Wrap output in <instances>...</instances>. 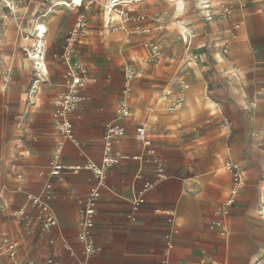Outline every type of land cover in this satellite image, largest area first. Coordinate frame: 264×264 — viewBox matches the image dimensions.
<instances>
[{
  "label": "crops",
  "instance_id": "1",
  "mask_svg": "<svg viewBox=\"0 0 264 264\" xmlns=\"http://www.w3.org/2000/svg\"><path fill=\"white\" fill-rule=\"evenodd\" d=\"M149 1L134 3L137 10L127 8L142 19L123 26L119 19L118 29L112 27L103 42L89 34L79 40L77 58L89 81L82 106L71 116V141L56 132L52 111L54 98L63 92L64 39L77 13L57 5L70 0H11L12 10L0 24V264H252L264 256L259 212L264 201V0H217L209 10H194L190 17H198L196 24L184 23L188 43L180 33L183 44L168 54L156 43L169 66L175 62L183 74H145L126 99L122 68L146 43L144 34L165 35L168 28L161 0ZM227 4L230 10L224 13ZM38 24L59 56L58 64L45 56V76H38L25 56ZM146 53L144 62H154ZM180 97L181 105L170 110ZM124 100L130 115L119 121L115 109ZM208 102L215 112L209 113ZM108 123L122 124L117 152L130 158L110 168L99 188L91 230L97 250L83 256L76 238L78 200L96 181L90 172L52 177L49 169L55 162L99 163ZM141 124L154 150L151 157L135 136ZM133 155L143 158L133 160ZM154 160L167 177L133 212L130 198L154 179ZM226 162L242 169L243 186L222 215L218 210L231 188ZM28 195L44 198L53 209L56 224L49 231L41 230V214L28 204ZM215 221L221 227L211 228ZM5 239L17 243L15 262L4 252Z\"/></svg>",
  "mask_w": 264,
  "mask_h": 264
},
{
  "label": "built area",
  "instance_id": "2",
  "mask_svg": "<svg viewBox=\"0 0 264 264\" xmlns=\"http://www.w3.org/2000/svg\"><path fill=\"white\" fill-rule=\"evenodd\" d=\"M230 1V0H229ZM203 3V10H209V0H205ZM111 5L116 14L120 19V25L123 26L128 22L139 21L142 18L131 16L130 11L127 9L126 5H117V1L111 0ZM11 11V0H0V24L4 18L5 11ZM230 10L229 4L225 5L223 8L224 13H228ZM113 20L107 21L106 26L108 27ZM88 28V20L83 11L77 13L75 22L71 29L67 32L64 39L62 53L60 55V60L64 65L63 73V92L56 98L53 104L52 111V122L58 135L65 140L74 141V127L71 121L72 114L78 110L83 102L85 90L88 81L89 74L87 69L79 62L77 56V45L79 40L84 37L85 32ZM118 28H112L116 31ZM38 38V37H37ZM149 59L148 61L157 60L161 56V48L156 43H151L148 46ZM25 53L28 59L32 63L33 70L41 76L46 75V67L44 64L45 59V49L39 46H32L25 49ZM136 70L132 66H127L123 70V90L126 99L132 92V85L135 79ZM33 92V91H32ZM182 98H177L173 105L178 108L181 105ZM170 110H173L171 107ZM115 114L119 121L128 118L130 115V110L126 100L121 101L120 104L115 109ZM125 130L121 123H108L104 128L103 135V148L99 163H94L92 161H86L83 164H63L60 162H55L49 169V175L52 177H60L62 173L69 172L72 174H77L81 171L90 172L96 181L95 187H93L85 198L79 199V216H78V232L77 241L81 245V254L83 256H88L89 254L97 250L92 237L91 230L93 228V219L96 211L97 202L99 199V188L105 184L106 175L110 168L118 165L120 161L127 160L130 156L125 154H120L117 152V147L120 140L124 136ZM135 136L137 140L141 143L145 154L148 156L154 155V150L151 146V141L148 138L146 129L144 125H139L135 128ZM60 149V145L58 146ZM133 160H142L141 155L131 156ZM156 163V169L154 171L155 177L151 181H144L141 187L132 195L130 198V205L133 212L139 210V208L145 202V194L151 190L162 180H165L167 175L162 168L159 161L154 160ZM13 169L14 166H11ZM226 171L231 175V188L228 191L227 197L224 200L222 207L218 210V213L222 215L227 214V208L233 205L235 197L239 189L243 186V171L234 162H226L224 165ZM20 178L21 175L17 174ZM48 189V188H47ZM27 202L30 206L38 208L41 214V230L44 232L49 231L56 224V216L53 209L49 206L44 198L36 197L32 195L27 196ZM259 212L261 219L264 220V201L259 205ZM18 214H23L20 210ZM221 221H215L211 228L221 227ZM224 234V231L221 232ZM4 252L7 254L11 262L16 260V250L17 243L8 239L3 241ZM65 249L70 252L74 257L72 250L69 246H65ZM48 264H53L51 260L47 261ZM76 264H80L77 262ZM161 264H165L162 261ZM252 264H264V256L255 259Z\"/></svg>",
  "mask_w": 264,
  "mask_h": 264
},
{
  "label": "rangeland",
  "instance_id": "3",
  "mask_svg": "<svg viewBox=\"0 0 264 264\" xmlns=\"http://www.w3.org/2000/svg\"><path fill=\"white\" fill-rule=\"evenodd\" d=\"M181 1L183 2V6L181 9H179L178 6L176 5V2H174L173 0H161V4H159V10L161 11V14L163 16L164 27H168L167 29H165L166 34L162 35L163 32L160 35L151 33V32L148 34H144L148 38L146 40V43L143 44L142 46H139L138 48L135 49V51H133L131 58L124 66V67L132 66L134 68H138L139 70H141L139 72H136L135 80L133 81V83L137 80L144 79L145 78L144 75L149 74V73H155L157 75H174L176 73L183 72L182 69H179V71H177L178 68L175 66V62L172 64V66H169V63H170L169 58L164 55H161L160 58H158L154 62H150V63L144 62L147 56L146 51L148 50V46L151 43H159L160 45H162L163 49H165L164 51L167 52V54L171 49L178 48V46L180 47L183 44V41L180 37L179 27L182 26L184 30H186L185 33L187 35V33L190 30L186 25H184V23H189V27L192 25L194 26L196 24V20L198 19V17L197 18L190 17V15H192L194 10L196 11V13H201L202 11H205L201 8L202 5L201 6L199 5L202 0H181ZM216 1L217 0H209V5L216 3ZM231 1L232 0L230 1L224 0V1H220L219 3L222 4V3H228ZM150 2L151 1H148L142 5L144 6L148 5V3ZM106 4H107V0H80L79 5L77 4L72 5L71 7H68L67 10H73L76 13H78L79 11H83L89 22L88 28L85 34L92 35L99 40L101 39L102 41L100 42H103L105 38H108L112 34L111 28L117 26L119 22V17H117L116 13H114L112 17L114 21L108 27L105 26V18H104L103 13L105 11ZM136 5H139V4L127 6V8L130 10H137V8H133ZM59 8H66V7L62 6ZM206 18L207 17H205V20ZM174 28H176L178 31L173 32L172 30ZM168 30H170L171 33L170 32L167 33ZM45 36L46 34L44 35V38H43V48L45 49V56L46 57L49 56V58H51L52 61L58 64L59 62L57 59L59 56L56 54L54 49L52 50L49 49V45L46 44L45 42L46 41ZM54 55H57V56L54 57ZM25 56L26 58H28L26 53H25ZM29 62L31 63V61ZM155 64H157V67H154ZM124 67L122 68V72H123ZM186 73H190V72H186ZM237 76L239 75L237 74ZM62 90H63V85L61 84L60 93L62 92ZM60 93H58V95ZM141 97H144V96H141ZM56 98L57 97L54 98V101L56 100ZM207 106H208L209 113L216 111V109L213 107V105L210 102H208ZM171 107L174 110L177 109L174 107L173 103H171L170 108ZM216 115L217 113L214 116ZM260 148L263 149V147H260Z\"/></svg>",
  "mask_w": 264,
  "mask_h": 264
},
{
  "label": "bare ground",
  "instance_id": "4",
  "mask_svg": "<svg viewBox=\"0 0 264 264\" xmlns=\"http://www.w3.org/2000/svg\"><path fill=\"white\" fill-rule=\"evenodd\" d=\"M71 2L70 3H65V2H59L57 5H60V6H66V7H71L72 5H79L80 3V0H70ZM113 1H117V5H121V4H124L126 6L128 5H131V4H134V3H141V4H144L146 2H148L149 0H113ZM174 2H176V5L178 6L179 9L182 8L183 6V2L181 0H173ZM111 0H107V4H106V8H105V11H104V18H105V21H109V19L113 17V14L116 13L114 11V9L112 8V5H111ZM202 5L203 3H206L205 0H202L200 2ZM36 29H38V32L36 34V41L34 43V47L36 46H39L41 49H42V46H43V43H42V38L44 36V33H45V27L41 24H38L36 25ZM179 31L180 33L183 34L184 38H185V43L189 41L190 39V35L187 34L186 35V30H184V28L181 26L179 27ZM38 37V38H37ZM264 190V189H263Z\"/></svg>",
  "mask_w": 264,
  "mask_h": 264
}]
</instances>
